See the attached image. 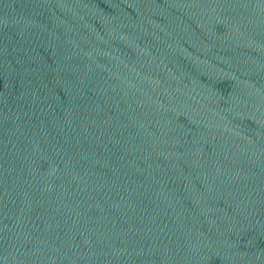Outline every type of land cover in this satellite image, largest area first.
Listing matches in <instances>:
<instances>
[{
    "label": "water",
    "instance_id": "1",
    "mask_svg": "<svg viewBox=\"0 0 264 264\" xmlns=\"http://www.w3.org/2000/svg\"><path fill=\"white\" fill-rule=\"evenodd\" d=\"M0 264H264V0H0Z\"/></svg>",
    "mask_w": 264,
    "mask_h": 264
}]
</instances>
